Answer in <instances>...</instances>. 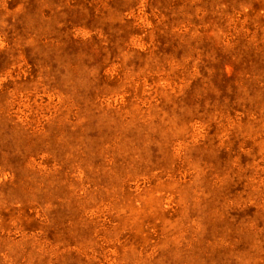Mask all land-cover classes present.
<instances>
[{"label": "rangeland", "instance_id": "rangeland-1", "mask_svg": "<svg viewBox=\"0 0 264 264\" xmlns=\"http://www.w3.org/2000/svg\"><path fill=\"white\" fill-rule=\"evenodd\" d=\"M0 264H264V0H0Z\"/></svg>", "mask_w": 264, "mask_h": 264}]
</instances>
